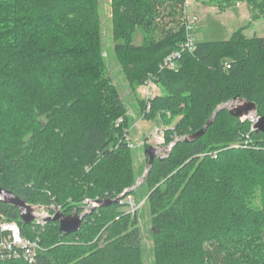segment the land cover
<instances>
[{
	"label": "trees",
	"instance_id": "1",
	"mask_svg": "<svg viewBox=\"0 0 264 264\" xmlns=\"http://www.w3.org/2000/svg\"><path fill=\"white\" fill-rule=\"evenodd\" d=\"M95 1L0 0V187L53 215L83 213L85 198L119 199L97 208L77 233L62 235L57 222L47 223L36 264H143L137 211L127 202L135 192L120 197L137 177L126 142L130 124L118 90L103 76ZM249 1L264 11V0ZM183 3L114 0L115 48L127 58L128 80L154 78L161 89L148 118L170 126L165 146L201 131L233 100L256 104L264 116V37L250 38L242 28L229 40L197 43L176 69L161 70L186 40L184 25L161 22ZM140 105L144 113L147 102ZM253 126L223 108L203 137L181 140L168 158L155 160L144 186L156 264H232L231 247L238 264H264V245L250 237H264V134ZM257 185L260 205L253 204ZM3 217L36 236L17 208L0 203Z\"/></svg>",
	"mask_w": 264,
	"mask_h": 264
},
{
	"label": "rangeland",
	"instance_id": "2",
	"mask_svg": "<svg viewBox=\"0 0 264 264\" xmlns=\"http://www.w3.org/2000/svg\"><path fill=\"white\" fill-rule=\"evenodd\" d=\"M258 1L260 2L261 0ZM187 2L189 3L187 6L188 15L197 16L200 20L194 34L196 43L226 41L242 28L244 29L245 35L250 38L256 36L264 37V11L260 12L259 9L253 8L249 0H184V3L179 5L174 15L171 17L167 16L166 20L161 22L163 25L167 24V29H177L183 26ZM94 8L96 19L93 17L94 24L92 25H95L99 31V37L101 38L102 51L100 52V57L103 61V76H105L106 79L108 78L111 81V85L118 90L121 100L126 107V113L130 124L126 142L129 143V147L132 150L134 172L137 176L136 183L132 188H137L133 191L135 192L134 196L129 197L127 201L131 199L137 205L141 206L136 214L139 221L138 226L141 230L143 264H156V244L153 237L154 228L148 207L145 205L146 196L148 194L147 188L144 186L148 170L145 147L156 146V140L153 138L155 129H163L165 134H167L170 126L164 125L160 117L149 119V111L147 110L141 113L140 101L144 100L140 92L141 85L130 83L123 69L124 62L127 58L125 54H120L115 48L118 41L114 31L117 20L116 17H114V0H96ZM61 33L64 34L62 30ZM134 44L136 46L143 44V33L140 29H137L135 32ZM90 60L88 71L94 72L97 67H95L94 70L90 69L93 67L94 57H91ZM90 72L81 76L83 77L81 78L82 81L86 82L88 78L85 76L90 75ZM77 80L78 78L76 77L74 81L76 82ZM84 88L85 87H81V90ZM68 99H70V97H68ZM171 123L173 124V122ZM164 147L166 146L164 145ZM159 148L162 149L163 147ZM51 165L53 164H45V166L48 167ZM143 178H145V180L138 186L139 181ZM261 192H263L262 187L260 185L255 186L253 204L260 205ZM122 195L120 197H122ZM92 202L93 201L89 198H85L82 202V206L88 207ZM59 210L61 211V209ZM129 210L131 211V208ZM40 212L41 215L46 217L45 224L41 225L42 231V228H44L47 223H50L47 219L54 215L49 209L44 207L40 209ZM36 213L38 215L39 211ZM36 237H38V235ZM250 237L260 245H264V237H261V239H259L260 236L250 235ZM211 243L213 242L209 241L205 243V245L210 246ZM231 249L234 251L227 253V259L232 264H238L237 258L239 256H237L234 247H231ZM262 249H264V246H262Z\"/></svg>",
	"mask_w": 264,
	"mask_h": 264
},
{
	"label": "built area",
	"instance_id": "3",
	"mask_svg": "<svg viewBox=\"0 0 264 264\" xmlns=\"http://www.w3.org/2000/svg\"><path fill=\"white\" fill-rule=\"evenodd\" d=\"M186 3V12L183 20V25L186 31V40L180 46V49L165 58V62L161 67V70H174L177 67L178 61L186 50H196V40L194 37L196 26L199 24V18L197 16L188 15ZM160 87L156 83L154 78L148 79L141 85L140 92L142 98L147 102V111L151 109V101L160 96ZM246 119V118H242ZM123 123V119H119L118 125ZM252 130H256L253 126ZM166 134L163 129H155L153 138L156 140V146L161 147L165 145ZM130 205L131 212L135 213L140 205H137L133 200L127 201ZM93 203V202H92ZM91 203V204H92ZM123 203V202H121ZM38 219H36L31 225L34 226L36 236L30 238L25 236L22 232V228L17 221L8 220L3 217L0 222V263L21 261L25 264H36L38 256L41 253V225L45 224L46 217L41 215L40 209H38Z\"/></svg>",
	"mask_w": 264,
	"mask_h": 264
},
{
	"label": "water",
	"instance_id": "4",
	"mask_svg": "<svg viewBox=\"0 0 264 264\" xmlns=\"http://www.w3.org/2000/svg\"><path fill=\"white\" fill-rule=\"evenodd\" d=\"M223 108H226L231 111V113L237 117V118H248L252 121L254 128L258 131L264 134V116L259 117L257 114V107L254 103H249L244 100H233L227 104H225L222 108H220L214 116L210 119V121L206 124V126L196 134L186 137L184 139H179L175 142H173L171 145L163 147L162 149L149 146L145 150V155L148 157V170L147 175L152 171V168L154 166L155 160H164L165 158H168L173 148L177 145V143L181 140H184L186 143H193L203 137L206 134L207 129L213 125L214 121L216 120V117L220 110ZM164 152V153H163ZM146 175V176H147ZM145 178L141 179L139 181L140 186ZM137 187H134L132 189H128L121 198L126 196L128 193L133 192ZM119 202V199L115 200H107V201H101L97 200L90 204L87 207V210L84 211L81 214H78L77 211L73 213V215L65 216L61 211H57L56 214L47 219L48 222H57L60 226V233L62 235H70L73 233L79 232L81 228L83 227L84 220L91 216L94 211L99 207H105L110 206L113 204H117ZM0 203L13 206L19 210V215L21 221L26 224L30 225L32 224L36 219H38L37 211L38 209H41L40 206H33L27 204L25 201H23L21 198L16 196L13 192L4 190L0 187Z\"/></svg>",
	"mask_w": 264,
	"mask_h": 264
},
{
	"label": "bare ground",
	"instance_id": "5",
	"mask_svg": "<svg viewBox=\"0 0 264 264\" xmlns=\"http://www.w3.org/2000/svg\"><path fill=\"white\" fill-rule=\"evenodd\" d=\"M196 48H197V43H196ZM196 51V50H195ZM195 51H190V50H186L185 51V53L186 52H190V53H193V52H195ZM176 52V51H175ZM172 54V53H171ZM184 55V54H183ZM182 58V57H181ZM165 62V61H164ZM164 64V63H163ZM221 111V110H220ZM179 140V139H178ZM165 141H166V138H165ZM177 141V140H176ZM154 147H157V146H154ZM161 147H164V145L163 146H161ZM157 148H159V147H157Z\"/></svg>",
	"mask_w": 264,
	"mask_h": 264
}]
</instances>
